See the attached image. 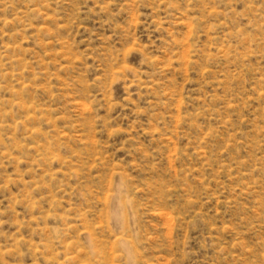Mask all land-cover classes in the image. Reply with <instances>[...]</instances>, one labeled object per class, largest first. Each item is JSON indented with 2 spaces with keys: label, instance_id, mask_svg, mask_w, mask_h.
<instances>
[{
  "label": "rangeland",
  "instance_id": "obj_1",
  "mask_svg": "<svg viewBox=\"0 0 264 264\" xmlns=\"http://www.w3.org/2000/svg\"><path fill=\"white\" fill-rule=\"evenodd\" d=\"M0 264H264V0H0Z\"/></svg>",
  "mask_w": 264,
  "mask_h": 264
}]
</instances>
